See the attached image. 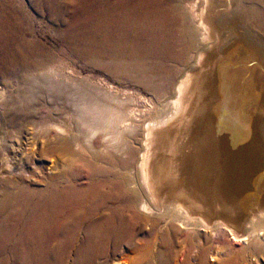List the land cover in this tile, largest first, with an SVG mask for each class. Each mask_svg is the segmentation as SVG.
<instances>
[{
    "label": "bare ground",
    "instance_id": "6f19581e",
    "mask_svg": "<svg viewBox=\"0 0 264 264\" xmlns=\"http://www.w3.org/2000/svg\"><path fill=\"white\" fill-rule=\"evenodd\" d=\"M209 2L71 0L50 24L69 56L95 72L92 80L77 78L74 70L61 74L58 60L36 39L33 27H25L0 0L5 87L0 102L6 112V119L0 115V264H252L264 252V214L251 219L239 236L223 223H208L181 206L160 202L150 149L132 144L141 128L130 105L134 97L119 93L125 92L119 88L138 87L158 96L162 90L155 80L171 81L169 63L209 58L215 4ZM228 6L233 16L219 17L218 27L243 24L248 38L228 29L225 59L245 42L264 59V0H229ZM252 73L230 94L240 105L236 110L245 108L244 99L261 98ZM194 75L173 88L177 100L166 102L149 124L171 120L183 92L195 88ZM44 86L50 109L37 104L40 94L32 95L34 87ZM229 117L221 123L233 127L237 121ZM245 117L238 123L251 121L249 114ZM219 123L220 118L221 143L228 141L218 148L220 157L243 161L238 168L254 192L264 177V148L258 142L251 148L248 141L240 151L238 136H222ZM146 133L148 141L151 129ZM243 133L248 135V129ZM226 164L228 173L235 170ZM177 173L181 176L180 169ZM242 184L235 187H247ZM220 236L226 239L223 247Z\"/></svg>",
    "mask_w": 264,
    "mask_h": 264
},
{
    "label": "rangeland",
    "instance_id": "374dc122",
    "mask_svg": "<svg viewBox=\"0 0 264 264\" xmlns=\"http://www.w3.org/2000/svg\"><path fill=\"white\" fill-rule=\"evenodd\" d=\"M2 1L10 13H18L21 16L19 21L24 22L25 27H33L36 39L44 44L49 51V55L58 60L59 66L56 69L60 70L61 74L71 75L72 70H74L73 73L77 75V78L83 79L88 76L92 80L96 78L93 70L84 68L81 62L69 56L65 48L61 46L59 35L57 37L50 24L57 19L60 10H64L70 5L71 0H66L67 2L65 0ZM217 1L210 0L209 2L210 4L215 2V4L210 5L211 10L213 9L212 25L214 28L209 32L208 42L211 43L208 50L209 58H204L207 63L204 60L196 62L195 57L185 58L181 62L169 63V70L172 71V75L169 74V76L171 75L172 79L166 82L165 78L160 76L155 80L162 90L158 96L145 92L138 87H128L126 90L125 88H119L121 91H125L119 93L125 94L127 98L129 96L131 99L134 97L130 105L135 107H132V110L139 122L136 121V123L141 128L137 139L132 144L138 150H142L145 146L150 149L149 163L152 165V176L157 182L160 202H165L166 205L176 204L181 206L189 212L190 216L201 218L208 223H223L237 232L239 236H243L248 229V223L264 214V177L259 179L254 192H251L253 188L248 187L249 180L247 176L238 168L239 162L242 163L243 161L239 160L240 158L236 159L234 155L231 157L226 156L224 159L222 158L223 152H220L219 155L218 148L223 147L222 143L228 141L224 140L221 143L223 137L220 139V133L217 132V122L219 118L221 123V118L227 117L225 119H229V116L237 121L233 124V127L224 126V123H221L220 130L222 127V136H227L230 133L238 136V141H241H239V144L242 147L239 146L240 151L246 148L245 143H248V141L251 142L250 147L253 142H258L260 149L261 146L264 148V117H262L264 115V59L262 56H257V53L250 46L247 47L245 41V43L235 47L236 49L234 48L225 59L227 54H224L227 52L225 37L230 32L228 29L233 27L232 29L238 35L248 37L243 29V24L235 23L234 26L232 24L229 28L218 27L219 17H232L233 11L228 6L229 0ZM62 5L64 6L62 7ZM263 10L262 17H264ZM176 29V27L172 29L173 42L176 41L174 39L177 36ZM180 50L181 47L178 48V51ZM191 66L196 67V69H191ZM251 72H253L252 79L255 78L251 80L256 83V87L260 88L261 98L257 100L254 97L252 101L244 99L241 102L245 108L236 110V107H240V105L236 103L230 94L235 89L243 86L247 75ZM185 74L186 78L183 79ZM187 75H194L191 81H197V83L195 88L194 85L193 87L191 85L183 92L179 99V110L166 124H156L154 126L151 123L149 124V121L151 122L152 119L160 116V111L166 102L172 103L177 100V97H174L171 91L173 88L176 89L180 86L179 82L187 81ZM11 84L16 88L17 83L15 81L11 80ZM35 87L33 90L37 95L34 92H32V95L39 97L38 94H40L39 99H41V102H37V104H46L47 107L45 106V108L50 109L51 102L47 100L50 94L48 93L49 89L44 92L46 87H40L42 89L38 88L41 91L39 92ZM4 90L3 80L0 79V92ZM47 93L48 97L46 96ZM42 95L46 96V99ZM229 95L232 97L231 100L227 99ZM43 100H46V102L44 103ZM0 103V115L4 117L6 112L4 113L5 110L1 107L5 104L4 100H1ZM59 104L61 105L62 102L60 101ZM246 114H249L252 122L245 120L240 125L238 122L242 117L246 118ZM244 128L248 129V135L243 133ZM148 129H151L152 137L150 140L145 141ZM142 154L141 151L140 155ZM221 154L222 157H220ZM137 159L138 157H136ZM225 161L230 166L235 167L233 172H227L228 168ZM135 166L134 163L132 168H135ZM179 169L181 176L177 173ZM238 182H242L244 185L247 184V187L244 189L235 187V184H239ZM223 239L220 236V247L226 244V239H224L225 241ZM229 257L231 258V256H228L227 259H224L229 260ZM252 264H264V252L256 254Z\"/></svg>",
    "mask_w": 264,
    "mask_h": 264
}]
</instances>
